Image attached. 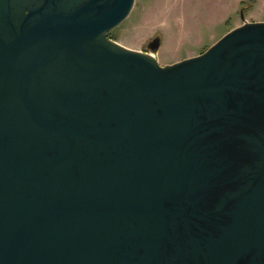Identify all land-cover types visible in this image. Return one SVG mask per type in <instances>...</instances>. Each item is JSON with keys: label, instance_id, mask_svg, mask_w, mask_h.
Instances as JSON below:
<instances>
[{"label": "water", "instance_id": "obj_1", "mask_svg": "<svg viewBox=\"0 0 264 264\" xmlns=\"http://www.w3.org/2000/svg\"><path fill=\"white\" fill-rule=\"evenodd\" d=\"M134 1L0 0V264H264V22L160 64Z\"/></svg>", "mask_w": 264, "mask_h": 264}, {"label": "rangeland", "instance_id": "obj_2", "mask_svg": "<svg viewBox=\"0 0 264 264\" xmlns=\"http://www.w3.org/2000/svg\"><path fill=\"white\" fill-rule=\"evenodd\" d=\"M244 21L264 22V0H135L107 36L125 47L154 52L160 64H169L200 54ZM153 40L158 41L155 49Z\"/></svg>", "mask_w": 264, "mask_h": 264}, {"label": "flooded vegetation", "instance_id": "obj_3", "mask_svg": "<svg viewBox=\"0 0 264 264\" xmlns=\"http://www.w3.org/2000/svg\"><path fill=\"white\" fill-rule=\"evenodd\" d=\"M152 42V41H151ZM151 42H150V45H151Z\"/></svg>", "mask_w": 264, "mask_h": 264}]
</instances>
